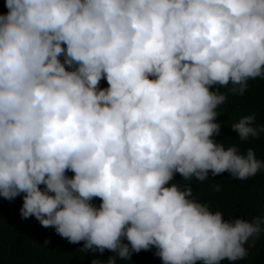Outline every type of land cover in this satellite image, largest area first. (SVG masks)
Segmentation results:
<instances>
[{
  "label": "clouds",
  "instance_id": "clouds-1",
  "mask_svg": "<svg viewBox=\"0 0 264 264\" xmlns=\"http://www.w3.org/2000/svg\"><path fill=\"white\" fill-rule=\"evenodd\" d=\"M4 6L0 196L23 194L22 218L83 241L82 251L113 253L92 264L130 261L152 246L163 264L243 259L264 217L226 220L191 184L173 181L226 171L243 180L264 169L253 148L241 153L215 139L227 97L210 90L231 83L243 95L250 79H264V0ZM255 121L232 124L240 140L264 133Z\"/></svg>",
  "mask_w": 264,
  "mask_h": 264
},
{
  "label": "trees",
  "instance_id": "trees-1",
  "mask_svg": "<svg viewBox=\"0 0 264 264\" xmlns=\"http://www.w3.org/2000/svg\"><path fill=\"white\" fill-rule=\"evenodd\" d=\"M6 12L4 0H0V13ZM107 86V80L102 79L100 87ZM217 87L227 98L217 108L219 115L216 121L220 123L221 129L215 139L223 141L225 148L237 145L241 153L253 148L257 159L264 161V133L242 141L232 128V124L240 118L252 114L256 117V125H264V79H250L243 95H233L230 91L231 83L225 87L214 85L210 90ZM67 175L72 176L73 173L69 171ZM173 182H179L182 186L191 184L193 196L206 203L211 211H220L226 220L243 218L251 221L256 217H264V169L243 180L234 178L227 171L217 176L209 172V177L204 181L195 178L184 181L176 173ZM217 185L220 186L219 191L215 190ZM22 203L23 194L12 201L0 196V264H92L93 260L106 261L113 255L107 249L103 253L82 251L80 248L83 247V241L70 243L57 234L54 228L43 227L34 216L22 218ZM92 203L98 207L101 201L94 198ZM123 242L128 243L126 238ZM245 247L247 255L243 259H225L220 264H264V232L255 243H251L250 239ZM156 251L155 246H152L149 250L134 252L130 261L118 259L117 264H163L161 258L155 255Z\"/></svg>",
  "mask_w": 264,
  "mask_h": 264
}]
</instances>
